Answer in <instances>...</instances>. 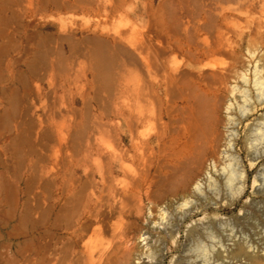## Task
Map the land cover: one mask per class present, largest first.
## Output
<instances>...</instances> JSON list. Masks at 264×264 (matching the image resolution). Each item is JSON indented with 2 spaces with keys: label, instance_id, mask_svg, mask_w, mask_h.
<instances>
[{
  "label": "rangeland",
  "instance_id": "obj_1",
  "mask_svg": "<svg viewBox=\"0 0 264 264\" xmlns=\"http://www.w3.org/2000/svg\"><path fill=\"white\" fill-rule=\"evenodd\" d=\"M45 1L22 0L21 4L7 6L4 28L24 31L28 23L36 25V28L41 31L40 36H22L14 39L19 40L20 47H29L33 51L41 49L46 54L50 53L46 55L47 59L54 64L41 68L40 77L50 79L58 76L56 72H64L65 76L59 75V78L66 80V84L59 89L66 96H83L88 99H95V93L100 91L98 96L100 99H95L97 101L96 115L93 120L89 122L80 121L79 134L82 135L79 136L80 139L78 138V144L81 147H78L77 158L74 153H69L67 157L59 149L60 147H56L52 164L49 161L47 164H40L36 160L32 161L27 183L30 188V196L22 199L23 204L27 202L29 207L33 208H30L31 212L29 210L30 216L28 213V216H25V213H21L20 216V213L0 211V264L85 263L86 260L81 261L79 258L81 256L82 259L84 257L86 259L88 256L85 248H83V243L76 248V251L78 249L79 251L72 255L74 257L71 258V261L64 263V260L56 258L63 244L56 242L59 235H57L58 237L53 236L54 231L51 228L45 234V238H41L43 230L40 220L42 216L39 211L54 205L56 196L60 195L57 185L62 178L69 181L70 178L82 174L81 170H72L77 163L82 166H89L90 164L95 168L105 162V158L103 162V158L92 153L89 148L94 143L88 138L93 134L92 124L95 123L94 120H106L112 114L114 118H117L121 112H126L129 108H132L135 116L146 120L138 127L139 144L135 151L131 149L130 137L121 135L119 136L120 139L113 138L96 123L95 133L100 135L99 141L101 140L100 142L106 145V150L111 152L115 148H126V150H130V155L138 152L143 154V158L140 160L139 157L134 159L133 156H125L118 162V165H126V167L133 169L149 168L154 162V150L152 151V148L155 134L162 130L168 144L166 151H169V138L175 126L173 127L170 116L165 115L163 111L168 110L173 113L176 92L165 93L164 90H160L157 93L151 85V75L158 79L165 80L166 78L172 82V86L181 83L183 79L189 77L188 72H185L187 68L184 64L188 56L177 50L174 57L170 58L169 61L173 69L166 73L162 69L156 68H152L149 73L143 65L133 69L134 72L129 75V85L134 92L136 91L141 95V100L127 108L126 105H121L123 102L118 103V101L113 100V103L110 102L111 95L114 96L117 91L116 82L109 88L103 86L99 88L92 82L95 79L94 70L85 57L91 46L89 39L92 38V35L93 37L95 35L114 36L126 29V38L121 43L128 44L129 47L138 51H141V36L144 37V35L146 40L151 38L150 42H154L153 44L156 43L157 45L159 40L164 44L169 41L172 48L176 49L179 43L187 41L188 38L186 37L191 35L194 22H196L193 19L195 12L202 7V4L207 2L209 6L217 5V0H197L198 3L195 0H63L66 5L57 9L46 6L45 4L49 0ZM251 2L252 8L249 12L243 10L242 6L239 5L241 4L239 0H230L227 5L224 3L229 15L228 22L222 25L223 29L226 28L224 30L227 31L226 34L229 38L227 42L234 44L237 40L239 41V34L243 31L247 36L243 50L237 53V56L230 52L225 53L221 64L229 69L236 61L235 69L238 73H245L247 81L240 77L237 78V76H230L228 81L230 90L225 92V106L219 114L227 123L222 129L227 132L232 142L231 156L228 155L229 152H225L224 156L226 158L232 157V163L237 170L234 180L235 186L233 185L234 192L243 184L242 174L246 173L251 164L254 162L257 164L256 168L248 173V182L246 183L248 192L240 196L235 205H227L224 195L218 193L222 187L213 177L218 172L213 164H210V169L201 183V188L196 187V193L186 197L187 200H190L187 204L183 198L172 197L169 194L159 200L144 196L142 203L136 204L130 216L123 218L125 222L136 220L140 225V229L135 230L138 255L133 258L131 264H240L228 259L222 261L226 257L224 253L227 254L226 246L228 247L233 243L230 237L233 236L237 240H242L245 237V241H249L248 244H251V249H254L255 245L251 240L257 239L260 232L264 234V86L258 82L264 72L259 73L256 70V68L260 69L262 63L259 57L253 63H247V61L251 62L252 58L248 51L249 44L257 46L262 41L258 31L262 27L264 32V0H252ZM160 4H165L166 8L170 6L172 8L170 9L179 15L177 18L178 20L180 18L178 21L180 23L176 22L179 27L176 34L164 33L161 39L152 36L155 39L149 37L151 32L147 31L149 25L145 19L141 20L140 15L145 6H149L150 8H147L153 13L154 10L159 9ZM167 5L169 6L167 7ZM100 6L103 8L99 12ZM153 16L154 14H152ZM251 17L253 21L248 24L246 19ZM204 21H201L203 37L210 35L213 38L215 28L204 25ZM34 29L31 27L30 31ZM143 30L149 33H144ZM133 31L137 34H133ZM185 33L188 36H185ZM252 34L256 36L255 39L251 36ZM4 39L11 38L5 37ZM253 40L255 41L253 42ZM262 53L263 51H260V55ZM123 60L122 57H117V62L115 61L117 67L113 66L115 73L125 72L126 67H124ZM241 64L247 66L243 67ZM171 78H174V82ZM233 86L237 87L236 92L231 91ZM105 120L102 121L106 123ZM42 121H45L43 124L41 123L42 125L40 124L43 129H55V137H60L57 140H60L61 143L66 145L72 143L71 132L77 121L72 119H44ZM232 137H235L236 140H232ZM84 149L86 150L84 151ZM85 161H89V164ZM226 172L227 170L223 176ZM211 174H213L212 177ZM115 176L118 179L124 178V175L119 171L115 173ZM95 177L99 178L98 174ZM83 178L85 179L84 176ZM254 183H256L255 186H253ZM216 188L218 189L215 190ZM8 199L10 198L0 197V210H3V205L9 202ZM117 220L118 218L113 219L114 222ZM21 221L26 222L22 223ZM89 235L85 241L88 240ZM41 243L46 246L45 249L42 248ZM255 249L257 250V248ZM219 251L224 253L220 259H216L214 255ZM42 256L46 257L45 263ZM59 260L62 263L56 262Z\"/></svg>",
  "mask_w": 264,
  "mask_h": 264
},
{
  "label": "bare ground",
  "instance_id": "obj_2",
  "mask_svg": "<svg viewBox=\"0 0 264 264\" xmlns=\"http://www.w3.org/2000/svg\"><path fill=\"white\" fill-rule=\"evenodd\" d=\"M251 1L239 0L241 3L239 5L242 6L243 10L249 12L252 8ZM228 2L217 0V5L214 7L204 2L201 8H199L201 5L198 4L199 9L195 12V18H193L196 21H193L195 23L194 28H192L193 31L190 36L185 33L188 40L179 43L176 49L172 48L169 41L164 44L159 40L157 45L156 43L153 44L154 42H150L151 38L146 40L144 35V37L141 36V51H138L133 47H129L128 44L121 43L126 38V29L114 36L95 35L93 37L92 35V38L90 37L89 41L92 42V47L87 60L94 70L95 79L92 80L93 84L99 88L102 86L109 88L116 82L118 85L117 91L114 96L111 95L110 99L118 101V103L123 102L121 105H126L127 108L141 100V95L136 91L134 92L129 85V75L134 72L133 69L139 68L138 66L143 65L149 73L152 68L162 69L165 73L170 72L173 69L169 63L170 58H173L178 50L188 56L184 64L187 68L185 72H188L189 77L172 86V82L166 80V78L165 80L158 79L151 75V85L156 92L158 93L160 90H164L165 93L176 92V101L173 106V113L168 110L163 111L165 115L170 116L173 127L175 126L169 138V151H166L168 144L164 131L157 132L153 140L154 149L152 148V151L154 150V162L149 168L133 169L126 167V165H118V162L125 156H133L134 159L139 157L140 160L143 158V154L138 152L130 155V150H126V148H115L110 152L108 149L106 150V145L101 143V140L99 141L100 135L95 133L94 130L97 123L113 138L120 139L119 136L121 135L130 137L131 149L135 151L139 144L138 127L146 120L135 116L132 108H129L126 112H121L117 118L109 119L106 123L102 120H95V123L92 124L93 134L89 135L88 138L94 143L89 148L92 153L103 158V162L105 158V162L99 163L100 166L95 168L90 166L89 161H85L89 166H82L77 163L72 170H81L82 174L70 178L69 181L62 178L57 185L60 195L56 196L54 205L39 211L42 216L40 220L41 229L43 230L41 238L44 239L45 234L51 228L54 231L53 236L59 235L57 241L54 240L63 244H61L62 247L58 253L59 257L56 256V258L64 260V263L71 261V258L74 257L72 255L79 251V249L76 251V248L83 243V248H85L84 250L88 256L86 259L85 257L83 259L81 256L78 257L81 258V261L86 260L84 261L86 264H131L133 258L138 255L135 244V236L137 235L135 230L140 229V225L136 220L125 222L123 218L130 216L136 204L142 203L144 196L159 200L169 194L172 197L179 196L183 198L185 204L189 203L190 200H187L186 197H189V194L194 195L197 191L196 187L201 188V183L210 169V164H213L218 172L215 176L211 174V177L213 176L215 181L222 187L217 192L222 193V196L224 195L227 205H235L239 197L248 192L246 186L248 173L254 170L257 164L254 162L246 170V173L242 174L243 184L234 192V180L237 170L232 163V157L226 158L224 156L225 152H229L228 155L231 156L232 142L227 132L222 129L227 123L219 115L225 106V92L230 90L228 86L230 76H237V78L240 77L242 80L247 81V75L238 73L235 69L237 66L236 61L229 69L221 64L225 53L230 52L232 55H236L243 50L247 36L243 31L239 34V41L237 40L234 44L227 42L229 40L226 34L227 31L224 30L226 28L223 29L222 25L227 23L229 19L225 7ZM164 5H161L158 10L152 11L153 13L147 8L150 5L143 8L140 18L141 20L145 19V22L149 25L147 31L152 32H150L149 37L155 36L161 39L164 33L171 35V33L176 34L178 31L179 27L176 22L180 21V18L179 20L177 18L179 15L172 11L169 5H167L169 8ZM102 8L103 6H100L99 12L102 11ZM173 12L175 13L173 14ZM152 14H154L153 17ZM175 17L177 18L176 21ZM201 21H204V25L215 28L213 38L210 35L203 37ZM246 21L251 24L253 18H248ZM149 27L154 31L150 30ZM259 30V37L260 40L262 38V41L257 42L260 44L257 46L249 44L248 51L252 58L251 62L247 61V63H253L259 57L262 63L260 69L256 68V70L261 73L264 72V32L262 27ZM133 34H137V32L133 31ZM254 35H251L254 37L253 39L256 38ZM260 51H263L261 55ZM118 56L124 59L125 72L115 73L113 70ZM242 66L246 67L247 65L243 64ZM172 79L174 82V78ZM258 82L261 86H264V73ZM183 86L185 87L183 88ZM236 90V86L231 89L232 92H236ZM99 92L95 93V97L100 95ZM44 122L42 121V124ZM41 125L39 126L42 127ZM50 130L52 129H49L50 133L53 132ZM44 135L42 139L46 140ZM48 135L52 136L51 134ZM80 135L82 134L80 133ZM84 135L86 136V134ZM79 136L75 138L80 139ZM49 139L55 141L54 138L48 137ZM27 140L31 142L34 139ZM232 140H236V138L232 137ZM33 142L31 143L33 144ZM46 142L49 141L46 140ZM59 142L61 143L60 140L57 143ZM41 143H43L42 140ZM73 143L78 142L73 141ZM44 144H46L45 141ZM74 145L76 144L71 147H75ZM73 149L77 150L76 147ZM90 150L87 151L90 152ZM82 159L84 160V158ZM226 170L227 172L223 176ZM118 171L124 175V178H116L115 173ZM97 174L99 178L95 177ZM224 177H226V180H224ZM212 185L214 186V184ZM255 185L256 183L253 184V186ZM231 190L232 192H230ZM197 197H199L198 194ZM24 208H27V204ZM30 208H27V212H24L25 216L31 212ZM114 218H118V220L114 222ZM88 234H90L88 240L85 241ZM262 234L263 232H260L257 239L253 238L251 240L249 238L257 248L256 250L253 247L256 251L251 249V244H248L249 241H245V237L242 240H237L232 236L230 237L233 240L232 245L226 246L227 254L219 251L214 257L220 259L222 253H224L226 257L222 261L228 259L240 264H264V234ZM43 243H41L42 248L45 249L46 246ZM54 252H56L55 249ZM42 257L45 263L46 257ZM78 257L77 259H79ZM77 259L74 261L76 262ZM56 262L60 263L61 261Z\"/></svg>",
  "mask_w": 264,
  "mask_h": 264
},
{
  "label": "crops",
  "instance_id": "obj_3",
  "mask_svg": "<svg viewBox=\"0 0 264 264\" xmlns=\"http://www.w3.org/2000/svg\"><path fill=\"white\" fill-rule=\"evenodd\" d=\"M21 3L22 0H0V197L10 198L0 211L15 214L27 212L29 208L27 203V208H24L26 204H23L22 199L30 196L27 183L32 161L36 160L40 164H47L49 161L52 164L56 147H60L67 157L69 153H74L77 158L79 144L73 141L78 142V138L74 137L79 136L80 121L93 120L96 115V100L100 99L66 96L59 89L66 84V80L59 78V75L65 76L64 72H56L58 76L50 79L40 77L41 68L54 64L47 59L46 55L50 53L46 54L41 49L33 51L29 47H20L19 40L14 38L40 36L41 31L30 23L24 31L4 28L7 6ZM45 5L60 9L66 4L63 0H49ZM31 27L35 29L30 31ZM5 37L11 39L5 40ZM89 43L91 46L88 53L92 47V42ZM112 118L113 114L106 120H101L108 121ZM44 119L77 121L71 132L72 143H57L55 129L50 130L53 131L50 133L48 129L39 126ZM43 134L48 143L42 139ZM48 137L55 141L48 140ZM27 139L35 141H31L32 144ZM73 144H76L74 146L77 150L71 147Z\"/></svg>",
  "mask_w": 264,
  "mask_h": 264
}]
</instances>
